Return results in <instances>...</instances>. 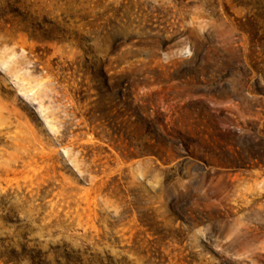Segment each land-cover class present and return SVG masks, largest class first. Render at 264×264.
Returning a JSON list of instances; mask_svg holds the SVG:
<instances>
[{
    "label": "rangeland",
    "instance_id": "obj_1",
    "mask_svg": "<svg viewBox=\"0 0 264 264\" xmlns=\"http://www.w3.org/2000/svg\"><path fill=\"white\" fill-rule=\"evenodd\" d=\"M0 264H264V0H0Z\"/></svg>",
    "mask_w": 264,
    "mask_h": 264
}]
</instances>
